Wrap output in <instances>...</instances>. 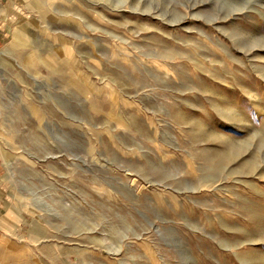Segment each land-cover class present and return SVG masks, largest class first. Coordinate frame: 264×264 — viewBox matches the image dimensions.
Returning a JSON list of instances; mask_svg holds the SVG:
<instances>
[{"label": "rangeland", "instance_id": "rangeland-1", "mask_svg": "<svg viewBox=\"0 0 264 264\" xmlns=\"http://www.w3.org/2000/svg\"><path fill=\"white\" fill-rule=\"evenodd\" d=\"M4 1L0 264H264V0Z\"/></svg>", "mask_w": 264, "mask_h": 264}, {"label": "crops", "instance_id": "crops-1", "mask_svg": "<svg viewBox=\"0 0 264 264\" xmlns=\"http://www.w3.org/2000/svg\"><path fill=\"white\" fill-rule=\"evenodd\" d=\"M19 15L20 14L17 8L14 7L13 4L11 5L7 1L0 0V48L5 44L13 24L20 17ZM3 174L4 172H1L0 169V239H2L6 234L9 233V229H12L6 221L9 215L8 211L11 206L8 208L6 207L7 201L5 195V186L3 182Z\"/></svg>", "mask_w": 264, "mask_h": 264}]
</instances>
